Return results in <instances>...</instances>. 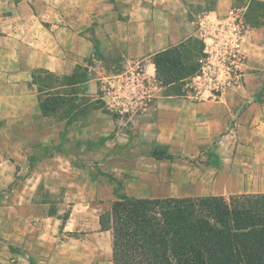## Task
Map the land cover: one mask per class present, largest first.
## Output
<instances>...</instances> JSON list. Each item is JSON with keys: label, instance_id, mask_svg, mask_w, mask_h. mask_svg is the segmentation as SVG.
<instances>
[{"label": "crops", "instance_id": "obj_1", "mask_svg": "<svg viewBox=\"0 0 264 264\" xmlns=\"http://www.w3.org/2000/svg\"><path fill=\"white\" fill-rule=\"evenodd\" d=\"M137 2L140 11L136 9L130 17L120 18L112 10L111 0L106 4L97 0H0V101H15L13 109L18 115L36 116L37 121L46 119L33 82V71L38 68L61 77L85 68L88 73L85 80L60 87H81L78 100L86 93L98 95L106 77L137 62L143 63L147 74L157 79L155 54L181 44L185 31L177 28L178 33L167 32L160 25L153 28L148 22L153 15L149 13V4L146 0ZM172 3H161L156 14L161 18L170 16L176 22L178 17ZM38 5H43V10ZM118 36L126 41L120 44ZM127 40H133L134 49L130 50ZM109 54L122 55L126 67L90 77L96 63H106ZM169 89L170 86H160L155 108L137 126H122L115 114L94 108L77 111L76 115V111L72 112L55 130L51 125L43 128L28 122L27 131L41 136L43 130L52 128L51 136L42 142L38 140L39 147L51 150L53 144L63 143V148L71 149L64 153L72 156L76 152L70 143L80 142L84 148L86 142L93 151L86 155V161L103 166L104 174L115 182L110 187L98 185L99 190L108 188L111 195H115L118 181L127 195L139 198L264 193L261 175L247 173L246 165L240 166L254 163L240 150L256 145H247L239 134L245 127L254 133L264 126V111H236L231 107L237 101L235 93L226 94L227 90L217 98L208 93L192 94V90L188 91L190 94L172 93ZM155 148L166 149L170 158L154 156ZM32 154L30 151L27 159L17 162H26ZM98 174L93 173L92 180L100 181ZM47 175L33 172L22 183L26 187L20 184L12 189L15 211L11 235L7 238L12 239L13 247L0 258V264H51L55 260L59 263L58 257L51 256L49 243L55 226L43 212L48 201L36 202L34 198ZM81 225L77 222L72 226L79 230ZM98 225L100 228V219ZM60 228L56 225V232Z\"/></svg>", "mask_w": 264, "mask_h": 264}, {"label": "rangeland", "instance_id": "obj_2", "mask_svg": "<svg viewBox=\"0 0 264 264\" xmlns=\"http://www.w3.org/2000/svg\"><path fill=\"white\" fill-rule=\"evenodd\" d=\"M97 1L101 4L109 2V0ZM146 1L149 4V13L153 14L148 20L149 25L152 24L153 28L160 25L159 27H165L167 32L178 33L177 28L185 31L183 41L179 45L184 55H187L186 63L188 65L198 62L199 57L202 55H199L203 43L199 35L201 22L213 23L215 17L224 16L232 8L239 9L247 26L243 44L241 77L234 86L227 89L226 94L235 93L233 97L237 98V101L231 107L236 111H264V0ZM166 1L173 2L172 9L178 17L176 22L170 16L161 18L156 14V11L160 8L159 5L163 2L166 3ZM112 2L114 5L112 10L117 11L120 18L130 17L136 9L140 11V5L138 2L136 4V0H111ZM105 7V10H108V6L105 5ZM38 9L43 10V5H38ZM8 24L11 25V22L9 21ZM116 26L120 27L118 24ZM116 38L120 44L126 41L123 36ZM127 41L130 43V50L134 49L133 40ZM119 56L106 55V57H109L108 61L106 63H96V69L89 73V76L94 77L95 74L101 75L123 70L127 64L126 61L125 63L122 62L124 57ZM83 72L86 74L85 68L78 70V73L82 74ZM80 75L78 76L81 77ZM193 75L183 77V79H172L171 82L162 83L158 81L159 86H170L169 92L173 91L172 93L180 94L184 92L190 94L185 85ZM59 81L61 80H54L57 83ZM81 90L82 88L78 86L54 90V92H61L65 100H62L61 108H58L54 114L49 115L46 119L39 118V121H37L36 116H29L28 114L23 116L15 113V109H13L15 108L13 106L16 104L15 101H0V258H4V253L13 247L11 244L12 239L7 238L11 235L15 211L12 207L15 197L11 194L12 189L20 184L22 187H26L22 183L28 180V176L33 172L39 171L47 172L48 178L44 179L39 185L40 192L38 190L39 193L37 192L34 198H36V202L44 199L48 201L47 208L46 210L43 209V212H46V218L52 222L51 225L55 226V232L51 235L49 243L52 250L51 256L55 255L53 258L58 257L59 263H56L55 260L51 264H83V262L84 264H112V234L110 231H100L98 221L101 214L111 209L116 196L113 193L111 195L108 188H100L99 190L98 185L110 187V185L114 186L115 182L104 174L106 171L103 170V166L97 162L86 161L88 157L86 155H91L93 152L86 142L84 148L80 142L78 145L71 142V147H75L76 150H74L76 156H72L69 153H64L67 150L71 151V149L63 148V143L53 144L52 151L48 147H39L43 140L52 135L50 132L52 128L49 131L43 130L41 136L31 130L27 131L29 123L38 124L43 128L51 125L55 130L56 127L61 126L60 124L65 119L71 117V113L74 111H76L75 115L79 111H90L94 108L109 112L105 101L99 97V94L86 93L81 96V100H78L77 93ZM236 92H238L237 95ZM159 93L160 90L156 93L157 98ZM193 93L195 91H192ZM157 98L152 102L150 111L139 117V120L131 122L126 119H119L121 125H139L141 118L153 111ZM239 134L243 135L247 145L253 143L256 145L255 148H244L243 152L240 150V154L251 157L252 163L254 162L253 164H240V166L244 167L246 165L249 170L247 173L261 175L264 180V126L254 133L245 127ZM38 140H41V142L38 143ZM160 150H165L167 153L166 149ZM30 151L33 154L26 162H17L20 159H27L26 154ZM252 151L255 154H252ZM209 158L215 160L210 155ZM93 173H99L98 175L101 176L100 181L98 179L92 180ZM118 183L122 184L121 181H118L116 186H118ZM217 190H221V187H217ZM232 195L240 194L220 196L230 199ZM168 197L194 199L202 196ZM38 214L43 213L38 211ZM34 219L37 221V218ZM77 222L82 224L79 226V230L72 226L73 223ZM56 225L61 227L59 232H56Z\"/></svg>", "mask_w": 264, "mask_h": 264}, {"label": "trees", "instance_id": "obj_3", "mask_svg": "<svg viewBox=\"0 0 264 264\" xmlns=\"http://www.w3.org/2000/svg\"><path fill=\"white\" fill-rule=\"evenodd\" d=\"M203 49L202 43L199 55ZM186 58L180 45L155 54L158 81L193 75L199 64L188 65ZM83 73L33 71L42 115L54 114L65 100L54 90L85 80ZM152 154L170 158L157 148ZM114 193L111 209L100 216V230L112 234L113 264H264V193L139 198L127 195L121 183Z\"/></svg>", "mask_w": 264, "mask_h": 264}, {"label": "built area", "instance_id": "obj_4", "mask_svg": "<svg viewBox=\"0 0 264 264\" xmlns=\"http://www.w3.org/2000/svg\"><path fill=\"white\" fill-rule=\"evenodd\" d=\"M246 22L241 11L230 9L213 23L201 22L199 35L204 43L199 68L185 85L187 91L222 96L241 77ZM158 80L147 74L141 62L103 80L99 97L119 119L137 121L148 113L159 91ZM191 91V92H192Z\"/></svg>", "mask_w": 264, "mask_h": 264}]
</instances>
